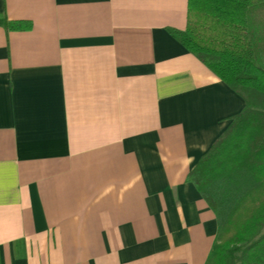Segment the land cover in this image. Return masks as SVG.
Instances as JSON below:
<instances>
[{
	"label": "crops",
	"instance_id": "crops-1",
	"mask_svg": "<svg viewBox=\"0 0 264 264\" xmlns=\"http://www.w3.org/2000/svg\"><path fill=\"white\" fill-rule=\"evenodd\" d=\"M187 0H0V264H204L186 179L244 100L172 37Z\"/></svg>",
	"mask_w": 264,
	"mask_h": 264
},
{
	"label": "trees",
	"instance_id": "trees-1",
	"mask_svg": "<svg viewBox=\"0 0 264 264\" xmlns=\"http://www.w3.org/2000/svg\"><path fill=\"white\" fill-rule=\"evenodd\" d=\"M167 31L244 100L186 176L217 224L204 264H264V0H187Z\"/></svg>",
	"mask_w": 264,
	"mask_h": 264
},
{
	"label": "rangeland",
	"instance_id": "rangeland-1",
	"mask_svg": "<svg viewBox=\"0 0 264 264\" xmlns=\"http://www.w3.org/2000/svg\"><path fill=\"white\" fill-rule=\"evenodd\" d=\"M261 97H263V95L260 94V95L258 96V98L260 99Z\"/></svg>",
	"mask_w": 264,
	"mask_h": 264
}]
</instances>
